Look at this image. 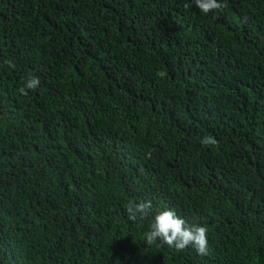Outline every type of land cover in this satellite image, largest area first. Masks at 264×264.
Wrapping results in <instances>:
<instances>
[{"label": "trees", "instance_id": "obj_1", "mask_svg": "<svg viewBox=\"0 0 264 264\" xmlns=\"http://www.w3.org/2000/svg\"><path fill=\"white\" fill-rule=\"evenodd\" d=\"M218 2L0 0V264H264V0Z\"/></svg>", "mask_w": 264, "mask_h": 264}, {"label": "clouds", "instance_id": "obj_2", "mask_svg": "<svg viewBox=\"0 0 264 264\" xmlns=\"http://www.w3.org/2000/svg\"><path fill=\"white\" fill-rule=\"evenodd\" d=\"M193 4L205 15L220 10L221 3L218 0H190L185 7H192ZM9 67H15L11 61H6ZM39 76L29 75L24 85L18 89L19 93L27 96L28 90L35 91L40 86ZM201 145L209 147L215 145L217 141L211 136H204ZM127 219L132 223L146 220L151 216V223L144 233L147 244L157 243L158 246H167L177 252H182L189 247L195 249L199 255L208 254V228L202 225H189L185 219L179 216L175 209L165 207L153 212L151 200H129L125 208Z\"/></svg>", "mask_w": 264, "mask_h": 264}]
</instances>
